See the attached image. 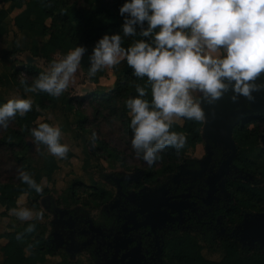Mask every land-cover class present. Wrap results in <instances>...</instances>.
Segmentation results:
<instances>
[{
	"label": "clouds",
	"instance_id": "obj_1",
	"mask_svg": "<svg viewBox=\"0 0 264 264\" xmlns=\"http://www.w3.org/2000/svg\"><path fill=\"white\" fill-rule=\"evenodd\" d=\"M119 11L127 13L122 32L97 39L87 75L95 76L105 66L126 60L136 77H146L148 87L136 83L138 95L125 103L131 148L148 165L159 160L166 147L179 150L185 145L186 136L172 130L174 117L205 121L202 102L213 104L229 89L232 100L240 95L252 100L254 91L264 89V0H124ZM125 37L140 38L125 46ZM86 51L76 44L53 59L31 85L24 79L20 82L31 91L60 96ZM149 88L151 100L146 98ZM32 107L31 98H8L0 103V127L7 128L11 118L25 115ZM29 131L53 155H67L69 145L61 142L58 124L41 121ZM17 176L35 191L43 190L27 170L19 169ZM12 211L21 220L43 215L28 207ZM34 227L29 223L26 231Z\"/></svg>",
	"mask_w": 264,
	"mask_h": 264
},
{
	"label": "trees",
	"instance_id": "obj_2",
	"mask_svg": "<svg viewBox=\"0 0 264 264\" xmlns=\"http://www.w3.org/2000/svg\"><path fill=\"white\" fill-rule=\"evenodd\" d=\"M5 2H10L15 8L20 9V12L13 18V25L17 30L32 33L40 30V33L46 37L41 48L33 47L31 49L34 57L40 56L45 61H51L53 60V54L57 52L65 54L76 44L84 45L87 51L82 57L80 68L89 82L98 83L99 78L105 74L104 68L99 70L95 76L89 77L87 75L90 63L89 55L93 45L103 34L122 32V24L127 13L121 14L119 8L124 0H0V3ZM7 16L8 11L1 8L0 35L3 34L2 23ZM137 38L140 37H125L123 43L127 46L133 39ZM21 70L26 73L22 79L28 85H31L33 78L43 72L33 65H22L21 68L15 70L12 76L17 79ZM20 81L21 79L18 83L26 87ZM2 83L0 77V85ZM136 83L148 87L146 77H136L133 74L132 67L124 60L123 70L117 76L113 87L109 91H95L88 94L89 104L94 110L95 117L109 123L112 120L118 121L120 124L118 129L123 132V136L129 139H131L132 130L129 127L130 115L125 101L130 96L138 95L135 87ZM34 95L36 100L32 109L23 116L17 114L9 120V122H16L18 126L17 135L14 138L9 136V139L0 140V147L7 146L21 168L30 173L32 168L28 164L25 155L20 156L18 154L19 152L24 153L28 148V145L24 142V136L31 134L29 129L37 125L40 109L50 108L57 101V96H52L40 90L35 91ZM146 98L151 100L150 88ZM63 102L69 107L73 105L70 98L63 99ZM0 103H2L1 100ZM177 118L181 120V123H173L172 128L186 136L185 145L179 150L172 146L166 147L162 150L160 159L153 165H148L145 162L147 168L142 176L144 183L157 185L159 179L174 173L184 158L185 147L195 146L203 141L201 135L203 121ZM86 119L83 116L79 120L80 127H83L82 124ZM42 121L49 122L47 119ZM263 137L264 114L262 113L247 115L242 124L235 126L232 131V139L237 148L234 158L236 167L243 172L257 171L264 183V146L260 145V140ZM93 139L98 141L97 149L106 148L104 141L97 138ZM140 160L144 162L141 158ZM52 167L55 168L54 162H52ZM53 169L50 170L48 175ZM33 177L40 184L41 176L36 174ZM232 184L236 185L241 193V197L237 200L235 206L237 213L251 212L255 209L258 212H264V184L251 186L250 183L240 180H234ZM71 189V192H74L73 187ZM91 189L92 191L87 195L96 204L103 203L110 197L108 192L100 188L91 187ZM45 193H47V189L37 192L26 183H9L0 191V205L4 207V211L0 215L4 217L8 214V211L16 208L17 201L23 194H27L31 199V205L37 208L39 207V197ZM73 196L71 195V197ZM233 215H235V212ZM29 223L35 225L32 231H26ZM39 225L37 220H28L24 222L21 230L9 231L6 234V242L3 246L4 259L1 264L44 262L45 254H51V252L50 250L42 251L40 249L46 241L38 234ZM24 241H29L28 244L31 246L28 255L25 253ZM185 245L186 254L193 258V264H264V250L252 252L240 250V244L235 238L227 237L221 241L224 256L220 261H211L202 257L200 247L195 246L191 238L186 239Z\"/></svg>",
	"mask_w": 264,
	"mask_h": 264
},
{
	"label": "rangeland",
	"instance_id": "obj_3",
	"mask_svg": "<svg viewBox=\"0 0 264 264\" xmlns=\"http://www.w3.org/2000/svg\"><path fill=\"white\" fill-rule=\"evenodd\" d=\"M1 8L8 11V16L2 23L3 34L0 35V77L3 81L0 85V100L5 102L8 98L19 95L31 98L34 103L36 100L35 91H31L30 88L23 87L18 83L19 79L25 77L26 73L21 70L18 76L19 79H15L12 74L22 65H33L41 71L48 70L52 60L45 61L40 56L34 57L31 53L33 47L41 48L46 37L40 33V30L33 33L17 30L13 25V18L20 12V9L15 8L12 3H0ZM62 55V53H55L53 59H58ZM123 64L124 60L114 66H105V74L102 76L100 86H94L92 82H89L79 66L69 87L60 96H57L56 103L50 108L40 109L37 124L43 119H47L49 123L58 124L61 127V142L69 145V151L65 157H57L50 153L47 146L35 141L31 134L24 136V142L28 145V148L24 153L19 152L18 154L20 156L25 155L28 164L32 168L31 174L33 176L36 174L41 176L40 184L43 189H47V193L41 194L38 202L39 207L37 208L31 205L30 197L23 194L18 199L16 208L28 207L34 213H43L42 217L34 215L30 220L39 222L38 234L44 240L69 236L65 228L66 219H80L85 215L93 219L99 214L95 210L107 207V203L112 198L111 193H115V187L120 180L124 178H141L147 168V164L134 155L130 144L131 139L123 136V132L118 129L119 122L112 120L109 123L95 117L94 110L89 104L88 94L101 91L100 89L110 86L122 72ZM68 98L72 99V107L63 102V99ZM83 116L87 119L82 124L83 127H80L78 122ZM173 123H181V120L174 117ZM17 130L18 126L15 121L8 122L7 128L0 127V140L9 139V136L14 138L17 135ZM172 130L175 129L172 128ZM93 132L96 133L95 137L92 136ZM93 138L104 141L106 148L97 149L98 141ZM207 141L205 138L195 146L185 147V156L188 158L200 156ZM260 145L264 146V137L260 140ZM16 149L18 148L16 147ZM52 162L55 164L54 169ZM19 169H21V166L15 156L8 150L7 146H1L0 191L9 183H24L17 176ZM51 169L53 170L48 175ZM233 175L242 182L250 183L251 186L264 184L257 171L243 172L237 168ZM161 181L164 182L165 180ZM72 187L74 192H71ZM91 187L108 192L110 197L106 199L104 204L99 205L92 202L87 195L92 191ZM73 194L74 196L71 197ZM2 211H4V207L0 205V213ZM258 213L260 212L255 209L246 214L255 215ZM66 214L68 216L72 214L73 216L68 218ZM26 221L28 220L18 218L12 210L8 211V214L4 217L0 215V264L4 259L3 246L6 242V234L9 231L21 230ZM240 239L244 245L243 251L264 250V238L248 241L240 235ZM89 241V235L75 234L73 236L72 241L69 242L70 246L75 247L74 251L71 252L72 254H69L70 264H95L94 259L91 257L94 245H90ZM28 242H23L27 255L31 248ZM208 244L206 243L205 246ZM63 248L58 247V252ZM207 248L205 247V249ZM78 249L82 252L78 253ZM214 251H216V254L211 258L221 259L224 253L223 250L215 248ZM58 261V255L48 256L45 264H56Z\"/></svg>",
	"mask_w": 264,
	"mask_h": 264
},
{
	"label": "flooded vegetation",
	"instance_id": "obj_4",
	"mask_svg": "<svg viewBox=\"0 0 264 264\" xmlns=\"http://www.w3.org/2000/svg\"><path fill=\"white\" fill-rule=\"evenodd\" d=\"M229 155L228 149L209 139L200 156L184 155L176 171L157 185L144 183L143 174L120 180L106 208L95 210L99 214L93 219L86 215L66 219L69 236L45 240L40 249L51 254H45L43 263H33L45 264L48 256L58 255L56 264H70L75 247L69 242L75 234L90 236L95 264H193L186 254L187 238L211 261L223 258L224 253L219 260L211 256L215 248L224 252L221 241L227 237L235 238L243 250L240 226L250 212L237 213L241 193L232 182L240 179L233 175L237 167L234 159L228 162ZM58 247L64 248L58 252Z\"/></svg>",
	"mask_w": 264,
	"mask_h": 264
},
{
	"label": "water",
	"instance_id": "obj_5",
	"mask_svg": "<svg viewBox=\"0 0 264 264\" xmlns=\"http://www.w3.org/2000/svg\"><path fill=\"white\" fill-rule=\"evenodd\" d=\"M254 99L248 100L240 95L235 103V108L223 111L222 98L217 100V121L214 131L217 132L211 140L223 145L230 151L228 162L236 156V145L232 139V131L235 126L242 124L247 115L264 114V89L254 91ZM208 132V130H206ZM210 132V131H209ZM218 134V136H217ZM209 138V137H207ZM242 237L246 240H261L264 238V212L255 215H246L241 224Z\"/></svg>",
	"mask_w": 264,
	"mask_h": 264
},
{
	"label": "crops",
	"instance_id": "obj_6",
	"mask_svg": "<svg viewBox=\"0 0 264 264\" xmlns=\"http://www.w3.org/2000/svg\"><path fill=\"white\" fill-rule=\"evenodd\" d=\"M57 53H60V52H57ZM123 66H124V64H123ZM256 79H257V81H259L261 79V77H257ZM101 80H102V77L99 78V81H98V83H96V85H95V83H93L94 86H100ZM114 82H115V80L113 81V83L110 84V86H108L107 88H104L106 90H104V89H100V90L101 91H109L113 87ZM231 96H232V91H231V89H229L221 97L222 98L223 111H227V110L235 108L234 105H235L237 99L232 100ZM217 103H218L217 100L213 104H209L207 102H202V107L204 108L205 115H206V120L203 121V126H202V131H201V135H202L203 139L206 138L207 140H209L211 138V136L213 137V135L215 136L217 133L214 131V128H215L214 125L217 121V117H216L217 107H218ZM206 130H208V132ZM217 136H218V134H217ZM207 137H209V138H207Z\"/></svg>",
	"mask_w": 264,
	"mask_h": 264
}]
</instances>
